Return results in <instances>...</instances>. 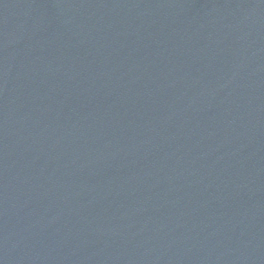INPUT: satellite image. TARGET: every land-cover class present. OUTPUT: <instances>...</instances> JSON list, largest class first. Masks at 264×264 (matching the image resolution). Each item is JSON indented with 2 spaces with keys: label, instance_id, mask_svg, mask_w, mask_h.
<instances>
[{
  "label": "water",
  "instance_id": "95a60500",
  "mask_svg": "<svg viewBox=\"0 0 264 264\" xmlns=\"http://www.w3.org/2000/svg\"><path fill=\"white\" fill-rule=\"evenodd\" d=\"M0 264H264V0H0Z\"/></svg>",
  "mask_w": 264,
  "mask_h": 264
}]
</instances>
